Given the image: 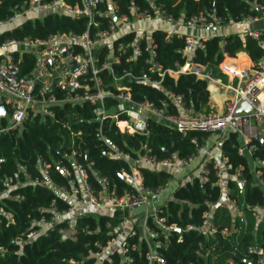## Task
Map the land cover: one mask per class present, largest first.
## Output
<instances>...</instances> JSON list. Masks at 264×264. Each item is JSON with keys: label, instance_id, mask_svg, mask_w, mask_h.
I'll list each match as a JSON object with an SVG mask.
<instances>
[{"label": "built area", "instance_id": "2783aa9c", "mask_svg": "<svg viewBox=\"0 0 264 264\" xmlns=\"http://www.w3.org/2000/svg\"><path fill=\"white\" fill-rule=\"evenodd\" d=\"M254 8L261 9L262 14L247 16L246 19L250 22L258 21L264 16V4L255 5ZM36 10H56L77 17L84 14L83 18L87 19L86 29L81 34L58 32L45 40L12 39L0 46V106H4L7 112L5 116L0 113V122L2 119L6 120V125L0 128V132L19 129L27 121H57L55 109L65 110L76 105H87L92 108L94 120L98 122L100 138L107 148L106 154L128 164L130 171L122 174L132 191L120 196L108 194L106 190L96 192L88 181L87 170L80 163L78 151L74 148L71 152L61 149L63 158L72 165V169L62 161L56 163L62 173L71 179L70 188H55L52 185L48 176L50 163L43 158L39 160L44 174V178L40 180L33 179L27 173L26 166L20 164V171L26 174V183L52 185L56 195L68 201L71 207L68 211H60L53 201V215L50 218H34L30 227L13 239V244L22 248L25 243L39 236H47L57 228L63 238L75 239L76 218L88 207L98 215L110 217L121 211L124 217L121 224L114 226L111 222L107 223L111 228V237L106 244L97 243V250L89 255H82L79 260H72L69 264H105L107 261L112 264L110 256L114 253L121 256L123 264H136L131 252L138 250L139 245H131L128 238L137 234L147 246L146 264H167L162 250L169 248V233L184 231L175 223L167 224L163 207L155 204L170 185L171 179L156 189L145 188L140 167H177L182 170L190 167L198 154L180 159L175 153L173 157L160 159L151 153V149L146 148L145 153L133 158L130 153L119 150L110 142L104 134L105 124L114 125L121 134L130 135L145 134L150 118H156L182 134L195 131L217 135L232 128L240 135L244 144L239 149L240 154L249 153L253 156L256 149L254 142L264 139V38L261 33H249L257 40L262 51V56L257 61L238 65L235 63L236 58H230L225 53L226 59L220 64V70L235 78L237 84L232 89L234 95L226 101L222 111L195 112L186 105L181 95L170 92L169 97L178 110L175 113L168 102L159 107L149 100H135L128 84L136 80L160 87L163 83L166 72L156 61V41L153 34L166 31V39L170 40L174 33L161 26L148 25L155 21L174 25L177 20L158 5L154 4L152 9H142L135 1H131L130 13H121L116 0H78L75 5L66 0H30L15 7L12 15L0 20V28L27 19ZM209 16L204 12L200 13L186 24L204 29L220 25L219 20H213ZM185 39L183 52L188 59L184 65H178L175 70H168V73L175 78L180 74H195L201 79L210 80L207 66L192 59L196 47L205 48L206 38L186 36ZM16 46H23L24 49L17 50L14 48ZM29 49L36 50L37 61L27 75H21L23 53ZM140 58H144L140 74L121 68L124 61L132 64ZM242 101H246L250 109L238 115L236 111ZM64 127L71 129L69 123L64 124ZM252 164L255 177L252 185L258 184L264 189L261 171L264 157L254 156ZM211 165L217 177L216 184L220 187L219 199L216 202H205L207 210L203 213L201 225L190 224L186 227V230L201 231L206 238L205 244L199 243L196 255L202 259L203 264H217L216 261L220 258L223 260L222 264H264V247L249 246L244 254H240L237 249L239 235L250 225L256 234L258 225L264 219V204L252 206L231 197L226 177L235 180L242 191L248 181L242 168L235 169L233 174L228 172V159L225 157L218 162L208 156L202 161L201 169L195 177L203 183L207 182L212 172ZM222 166L227 170H223ZM2 182L5 188L0 191V198L8 196L12 189L21 184L14 182L12 178L3 179ZM102 183L108 185V180L102 178ZM14 199L20 200L22 196L17 194ZM185 203L190 204L189 201ZM141 206L145 210L133 215V210ZM216 209L226 212L231 225L223 226L219 223V219L215 218ZM237 219L239 223L236 224ZM150 220L154 227L150 225ZM4 222L15 223V213L0 205V225ZM179 241L183 242V238L180 237ZM6 253L7 249L0 247V256ZM237 253L241 256L240 259L235 256ZM90 259L93 262L87 263Z\"/></svg>", "mask_w": 264, "mask_h": 264}, {"label": "trees", "instance_id": "16d2710c", "mask_svg": "<svg viewBox=\"0 0 264 264\" xmlns=\"http://www.w3.org/2000/svg\"><path fill=\"white\" fill-rule=\"evenodd\" d=\"M30 0H0V20L6 19L13 14L17 6L24 5ZM75 5L78 0H66ZM121 13H130V3H135L142 9L158 5L175 20L185 23L199 15L209 14L213 20H219L220 25L230 22H239L249 15H259L255 5L264 4V0H116ZM41 17L27 18L19 21L16 26L0 32V46L8 40H45L58 32L81 34L85 31L87 19L77 17L56 10L40 11ZM166 31L154 32L156 41L157 57L163 71L166 72L160 87L146 84L142 81L129 82L135 100H149L155 105L162 107L165 102L170 103L173 112L178 113L176 106L171 101L169 93L181 95L186 105L195 112L207 111L210 100L208 90L209 80L201 79L195 74H180L173 77L168 70H175L178 65H184L187 55L183 52L186 44V36L174 34L170 40L166 39ZM264 38V34L261 35ZM205 48L196 47L192 59L196 63L207 66L208 71L214 77L226 79V75L220 70V64L226 59L225 53L230 58H236L241 52L249 55L252 61H257L262 56L258 42L250 34L241 36L231 34L227 36L214 35L204 41ZM144 58L129 64L125 61L121 68L133 70L138 75L144 67ZM37 61L35 49H29L23 53V61L20 64L21 75H27ZM147 68V66L145 67ZM57 121L41 123L38 120L27 121L24 125L12 131L0 132V191L5 188L2 180L12 178L14 182H20V186L12 189L8 196L0 198V205H4L15 213V223L0 225V247H5L7 253L0 256V264H69L72 260H79L82 255H89L97 250V243L106 244L111 237V228L107 226L111 222L114 226L123 222V214L117 211L113 217L98 215L93 209L86 208L76 218V238H63L58 233V228L50 231L47 236H39L33 241L25 243L22 248L13 244V239L25 232L34 218H50L53 201L60 211H68L71 207L69 202L58 197L55 188L61 186L71 187V179L62 173L56 165L62 161L72 169V165L60 154L63 151H78L79 161L87 170L88 181L96 192L105 191L111 195H123L131 192L132 188L120 175L128 173V164L119 158H111L106 154L107 148L100 138L98 122L94 120L92 108L85 105H76L65 110L55 109ZM69 123L71 129L65 128ZM4 119L0 122V128L5 127ZM104 134L110 142L119 150L131 154L133 158L145 153L146 148L151 153L163 159L173 157L175 153L180 159L196 156L203 144L210 138L207 132H188L182 134L176 129L166 125L156 118H150L145 134H121L116 126L105 124ZM254 156L264 157V144L255 141ZM171 149L173 153H170ZM240 140L237 132L228 131L221 145L222 156L228 159V172L233 174L235 169L242 168L248 185L242 191L238 183L228 180L231 188V197L240 201L258 206L264 204V189L255 183L254 172L248 156L240 154ZM43 158L50 163L48 170L52 185L40 186L26 183V174L20 171L23 164L33 179H43L44 174L39 166V160ZM212 168V165H211ZM262 179L264 180V167H261ZM140 172L145 188L156 189L172 179L173 173L170 168L140 167ZM102 178L108 180V185L102 183ZM217 177L214 169L207 182H201L198 177L180 185L165 207L164 215L167 224H177L184 231H171L169 233V248L162 250L167 259V264H188L195 262L203 264L195 250L200 242L206 243L204 234L199 230H186L190 224L201 225L203 213L207 210L205 202H216L220 196V187L216 184ZM20 194L22 199H14ZM189 201L190 204L185 203ZM215 218L220 219L224 226L225 220L231 225L229 216L220 209L215 210ZM227 223V224H228ZM239 223L237 219L236 224ZM150 225L154 227L150 220ZM60 226V225H59ZM137 227V226H136ZM138 230V228H137ZM180 237L183 242H180ZM237 249L244 254L249 246L259 245L264 247V219L258 225L256 234L250 225L239 235ZM60 243L57 247L56 243ZM128 242L138 244L139 249L131 252L136 264H146L145 254L147 246L140 241L139 234L130 236ZM112 264H123L121 256L114 253L110 256ZM218 264L222 258L218 259ZM93 262L92 259L87 263ZM105 264H110L108 261Z\"/></svg>", "mask_w": 264, "mask_h": 264}, {"label": "crops", "instance_id": "0c3cea01", "mask_svg": "<svg viewBox=\"0 0 264 264\" xmlns=\"http://www.w3.org/2000/svg\"><path fill=\"white\" fill-rule=\"evenodd\" d=\"M148 26H161L167 31H172L174 34L194 37H205L206 39L214 35L227 36L231 34H239L241 36H244L246 34H249L250 32H258L262 35L264 34V16H261V18L255 22H250L248 19L245 18L244 20L239 22H230L224 25H218L216 28L213 29H204L202 27H189L182 20H177L174 25H169L168 23L163 21H155ZM251 62L252 60L249 55L243 52L239 53L235 60V63L238 65H244ZM209 72L211 75V79L209 80L208 85V90L210 92L208 108L212 110V112L222 111L226 101L234 95L232 89L236 86L234 85V81H236V79L226 75L227 79L224 80L219 77H214L211 74V71ZM226 133L227 131L224 134L211 135L210 138L200 148L198 158L190 167L182 169V171H180V169L177 167L170 168L173 173L170 185L166 188L163 195L157 198V200L155 201L156 205L165 207L167 203L174 198V193L176 189L180 185L192 180V178L195 177V175L201 169L202 161L208 158V156L218 162H221V160L224 158L221 152V145L223 143ZM239 140L241 148L244 146V144L240 135ZM246 155L248 156L250 164L252 166L253 156H251L249 153H246ZM222 167L223 170H227L225 166ZM229 179L230 178L226 177L225 181L227 182ZM218 221H220V219ZM224 223L227 224V220H225ZM222 261H220L219 264H222ZM216 263L218 264V261H216Z\"/></svg>", "mask_w": 264, "mask_h": 264}, {"label": "water", "instance_id": "95a60500", "mask_svg": "<svg viewBox=\"0 0 264 264\" xmlns=\"http://www.w3.org/2000/svg\"><path fill=\"white\" fill-rule=\"evenodd\" d=\"M257 11H258V13H259L260 15L262 14L261 9H257ZM84 16H85L84 14L81 15V17H84ZM249 109H250V106L248 105V103H247L246 101H242V102L240 103V105H239L237 111H236V114H238V115L244 114V113L248 112ZM0 113H1V115H3V116L6 115L7 112H6V109H5L4 106H0ZM228 131L236 132V131H235L234 129H232V128L228 129L227 132H228ZM261 142L264 144V139H261ZM59 152H60V154L62 155V150H61V149H59ZM170 153H173V150H172V149H171ZM120 177L125 181V178H126L125 175L121 174ZM144 210H145V207H144V206H141V207H137V208H135V209L133 210L132 213H133V215H138V214H141ZM180 232H181V231H180ZM59 245H60L59 242L56 243V246H57V247H58ZM256 250H258V247H257V246H256ZM235 256H236L238 259L241 258V256H240L238 253H237Z\"/></svg>", "mask_w": 264, "mask_h": 264}, {"label": "rangeland", "instance_id": "374dc122", "mask_svg": "<svg viewBox=\"0 0 264 264\" xmlns=\"http://www.w3.org/2000/svg\"><path fill=\"white\" fill-rule=\"evenodd\" d=\"M37 16L41 17V14H40V11H39V10L34 11V13H32V14H30V15L28 16V18H36ZM17 23H18V22H17ZM17 23H15V24H9V25H6V26L0 28V32L6 30V29H8V28H12L13 26H16ZM14 48L17 49V50H23V49H24L23 46H16V47H14ZM226 79H227V78H226ZM236 84H237V80L234 81V85H236ZM5 121H6V120H5ZM252 166H253V164H252ZM180 171H182V170H180ZM240 201L243 202V199L240 198ZM88 208H89V211H91V210H90V207H88ZM140 219H142V216L140 217Z\"/></svg>", "mask_w": 264, "mask_h": 264}]
</instances>
